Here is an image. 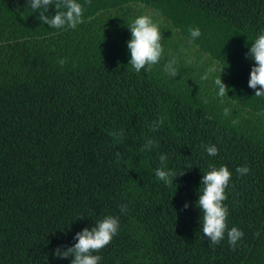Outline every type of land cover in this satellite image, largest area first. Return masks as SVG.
<instances>
[{"label":"trees","instance_id":"trees-1","mask_svg":"<svg viewBox=\"0 0 264 264\" xmlns=\"http://www.w3.org/2000/svg\"><path fill=\"white\" fill-rule=\"evenodd\" d=\"M77 2L83 23L56 29L30 0H0V264H71L54 251L107 215L120 227L94 253L99 264H264V96L248 87L255 62L246 56L264 31V0ZM141 14L160 23L164 53L137 73L127 42ZM173 57L174 78L164 71ZM213 66L223 71L202 80ZM158 117L163 126L150 131ZM120 129L117 142L110 133ZM146 139L151 151L141 150ZM210 164L232 173L223 203L228 228L243 232L235 248L227 232L218 245L202 232ZM157 168L183 174L165 184Z\"/></svg>","mask_w":264,"mask_h":264},{"label":"clouds","instance_id":"clouds-1","mask_svg":"<svg viewBox=\"0 0 264 264\" xmlns=\"http://www.w3.org/2000/svg\"><path fill=\"white\" fill-rule=\"evenodd\" d=\"M49 5H54L55 7V15L51 17L45 14ZM30 7L34 11L42 9L39 19L50 28L61 29L67 27L75 29L78 24L83 23L85 9L77 0H55V4L53 0H30ZM60 8L65 10L60 11ZM129 29L131 33V39L127 42V48L130 50L129 63L137 73L142 69L151 71L152 67L160 62L164 53L160 23L154 21L149 14H141L133 20ZM189 34L191 39L195 40L201 35V31L199 27H193L189 29ZM246 56H250L255 62L249 74L248 87L257 89V86H259L255 96H264V31L256 37ZM66 62V58L58 61L61 66ZM176 65L177 60L173 57L164 65V71L174 78L178 75ZM217 70H219V73L223 71V69H217L215 66L209 67L205 74L201 76V79L208 80L210 75ZM213 82L218 89L216 95L220 98V103L223 104L224 98L227 97L228 87L221 81L220 75ZM203 102L207 103V98ZM223 115L225 117L231 115L230 108L224 107ZM207 118L209 120L212 119L211 116ZM165 119V117H158L154 120L150 126V131H157L163 126ZM232 122L233 124L238 123L237 120ZM110 135L119 142L124 136V131L120 129L111 132ZM154 145L155 141L153 139H146L141 150L151 151ZM206 151L209 156L218 154V148L215 145L207 146ZM115 155L117 161H119L121 154L117 152ZM166 159L167 157L164 154L159 156L161 163ZM209 168L210 170L202 176L201 184L204 187L197 202L198 207L202 211V232L212 245H218L227 232L228 243L235 248L237 242L242 239L243 232L237 227L228 228L227 218L229 213L227 206L223 203L227 199L225 190L229 185L232 173L226 166L216 167L210 164ZM236 172L239 175H246L249 172V168L246 165L240 166L236 168ZM182 174L183 172L177 174L171 169H155L156 178L164 181L165 184H172L174 178ZM187 207L188 203L186 202L184 208L186 209ZM120 211L121 213L126 212L127 205H121ZM119 227V217L107 215L90 230L84 228L77 232L73 238L76 241L73 246L68 247L66 250H61L58 247L53 254L61 258L72 257L71 264H99L102 258L94 253H98L111 243L113 237L118 233Z\"/></svg>","mask_w":264,"mask_h":264}]
</instances>
